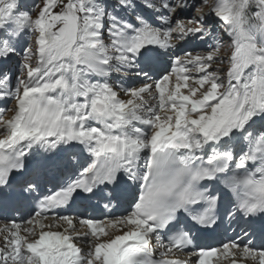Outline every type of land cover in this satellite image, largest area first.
<instances>
[{
  "label": "snow or ice",
  "instance_id": "obj_1",
  "mask_svg": "<svg viewBox=\"0 0 264 264\" xmlns=\"http://www.w3.org/2000/svg\"><path fill=\"white\" fill-rule=\"evenodd\" d=\"M0 104V264H264V0H0Z\"/></svg>",
  "mask_w": 264,
  "mask_h": 264
},
{
  "label": "rangeland",
  "instance_id": "obj_2",
  "mask_svg": "<svg viewBox=\"0 0 264 264\" xmlns=\"http://www.w3.org/2000/svg\"><path fill=\"white\" fill-rule=\"evenodd\" d=\"M226 51H227V49L224 50V53H225V54H227ZM228 55H230V50L228 51L227 56H228ZM218 69H220V70H222V71H223V70H226V64H225V63H224V64H221V65L219 66Z\"/></svg>",
  "mask_w": 264,
  "mask_h": 264
}]
</instances>
